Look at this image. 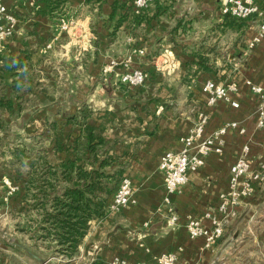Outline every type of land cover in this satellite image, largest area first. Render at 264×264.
<instances>
[{"label": "crops", "instance_id": "crops-1", "mask_svg": "<svg viewBox=\"0 0 264 264\" xmlns=\"http://www.w3.org/2000/svg\"><path fill=\"white\" fill-rule=\"evenodd\" d=\"M257 1L264 7V0ZM223 2L158 0L137 16L133 0H4L17 22L14 34L0 43V136L16 129L32 140L49 135V160L59 166L84 154L85 127H92L102 138L97 163L107 158L128 175L136 202L91 220L78 250L66 258L35 251L28 232L4 236L0 228V264H110L116 257L156 264L163 253H174L177 264H264V185L258 183L254 195L241 200L212 247L203 237H190L185 227L189 217L210 227L208 211L222 216L220 195L229 190L231 167L245 143L252 165L264 162V128L257 127L256 114L261 101L247 84L264 86V40L249 48L256 18L224 16ZM62 17L72 19L69 30L59 29ZM129 67L149 73L144 86L121 81ZM209 79L236 81L238 92L230 97L238 106L220 100L209 107L205 135L231 121L246 133L229 129L222 136V154L208 155L170 195L180 215L179 224L170 225L159 161L166 151L181 148L204 104L202 86ZM8 147L10 159L0 163L24 170L17 200L25 211L31 159L12 163L15 147ZM80 163L91 168L86 158ZM6 212L1 209L0 216Z\"/></svg>", "mask_w": 264, "mask_h": 264}, {"label": "built area", "instance_id": "built-area-1", "mask_svg": "<svg viewBox=\"0 0 264 264\" xmlns=\"http://www.w3.org/2000/svg\"><path fill=\"white\" fill-rule=\"evenodd\" d=\"M158 0H133L132 9L135 15L139 16L148 7ZM220 12L224 16H231L237 19H249L255 17L257 29L248 47L252 48L264 40V7L257 0H224L220 7ZM17 17L9 10L4 0H0V43L15 32ZM72 19L62 17L59 22L60 30H69L72 27ZM149 73L142 68L129 67L121 77V81L132 87H142L146 84ZM251 91L258 94L261 104L257 108V127L264 128V86L248 81ZM238 83L231 81L219 83L213 79L205 81L202 86L204 93V104L197 109L195 125L190 132L181 138V148L178 150L166 151L159 161V168L163 173L165 195L163 199V209L170 225H178L180 215L171 201L170 195L179 191L189 179V174L201 168L206 161V157L211 153L222 154L225 135L229 129H239L241 134L246 133V129L241 127L238 121L226 122L217 128L210 135H205V130L210 119L209 107L214 106L218 101L225 100L232 105L238 103L230 97L231 93L238 92ZM250 145L245 143L242 151L231 167L230 186L227 192L220 195L218 211H208L205 217L211 220L212 225L206 227L202 220L189 217L185 222V227L190 237H203L205 246L212 247L223 235L224 228L230 215L235 213L237 206L245 197L254 195L256 185H264V162L258 163L255 167L249 158ZM5 182L9 183L6 177ZM135 187L131 178L124 175L118 183L112 195V200L105 207L106 211H119L131 203L136 202ZM177 256L174 253H163L157 259L156 264H177ZM110 264H141L124 258L116 257Z\"/></svg>", "mask_w": 264, "mask_h": 264}, {"label": "trees", "instance_id": "trees-1", "mask_svg": "<svg viewBox=\"0 0 264 264\" xmlns=\"http://www.w3.org/2000/svg\"><path fill=\"white\" fill-rule=\"evenodd\" d=\"M85 131L89 141L87 150L59 166L50 162L44 148L43 154L41 151L36 154L24 146H17L13 151L12 163L31 159L27 171L29 179L25 183L26 198L32 200L29 207H35L40 216L34 219L36 225L32 227L31 238L48 242L52 253H48L47 258L57 255L66 258L78 250L90 221L105 214L107 199L123 176L122 170L111 167L107 158L97 163L96 146L102 138L93 134L92 127L86 125ZM40 137L34 136L33 140ZM81 158L88 159L91 168L81 164ZM33 188L36 191L32 192Z\"/></svg>", "mask_w": 264, "mask_h": 264}, {"label": "rangeland", "instance_id": "rangeland-1", "mask_svg": "<svg viewBox=\"0 0 264 264\" xmlns=\"http://www.w3.org/2000/svg\"><path fill=\"white\" fill-rule=\"evenodd\" d=\"M27 130L30 131V126L27 128ZM24 133L25 132H21L20 130L16 129V132H13L12 135L8 137L5 135L0 136V161H3L6 158L10 159L8 158L10 156L11 151L8 147L9 145H12V147H15V145L30 147V145L32 144V148L30 149H32V152L36 153V147L38 144V153L39 151H41L40 153L43 154L42 149L44 146H42V143H45V147H48L47 156L49 157V159L53 157V152L51 149L52 139H50L51 137L49 135H46L45 139L38 141L39 139L32 140L29 136H27V134ZM60 154L63 155V153L61 152ZM1 163L0 174L2 175V177L0 179V191L4 196L0 199V210L3 209L7 212L4 213V215L0 216V228L2 229V232L4 231V236H7V234H5L7 232L11 233L13 237H18L21 234H25L26 232H28L31 238L32 227H35L36 225V221L34 219L38 217L40 218V216L38 215L37 209L35 207H29V204L31 203L30 201L32 200H29V202L24 201V206H27L25 211H23V208L20 209L21 207H19L20 203L17 200V193L21 189V184H23L22 179L23 177H25L24 170L21 169L20 166H5ZM6 168L8 170H6ZM6 177L10 180L9 183L4 181ZM33 191H36V189L33 188L32 192ZM19 225L21 227L19 229L16 228ZM32 248L37 252H40L42 254L44 253L45 255L46 253L47 255L48 253H52V249L48 246V242L45 241L43 243V241L32 239ZM60 257L62 258V255H57L53 258L59 259ZM57 262L58 261H56V264Z\"/></svg>", "mask_w": 264, "mask_h": 264}, {"label": "water", "instance_id": "water-1", "mask_svg": "<svg viewBox=\"0 0 264 264\" xmlns=\"http://www.w3.org/2000/svg\"><path fill=\"white\" fill-rule=\"evenodd\" d=\"M25 249L27 250V252L32 255L34 258L38 259L39 261H41L42 263H46L47 260L46 259H43L41 258L39 255H37L36 253L32 252L30 249L26 248Z\"/></svg>", "mask_w": 264, "mask_h": 264}]
</instances>
